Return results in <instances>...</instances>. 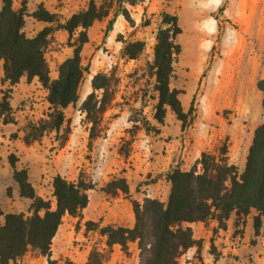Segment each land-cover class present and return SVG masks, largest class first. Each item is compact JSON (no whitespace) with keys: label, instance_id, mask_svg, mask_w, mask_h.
<instances>
[{"label":"rangeland","instance_id":"1","mask_svg":"<svg viewBox=\"0 0 264 264\" xmlns=\"http://www.w3.org/2000/svg\"><path fill=\"white\" fill-rule=\"evenodd\" d=\"M90 1L55 0L48 10L56 15V20L47 22L32 16L40 5L36 0H23L18 8H25L23 29L32 37L46 26L56 27L74 13L86 9ZM96 1L101 4L109 0ZM123 4L129 9L134 24L119 15L113 29L105 33L118 8L114 0L109 15L96 20L88 29L89 40L81 52L82 64L88 70L80 86L79 100L63 110L65 120L59 131H45L31 143L25 141L31 126L49 117L52 110L49 91L38 77L28 81L26 75L10 86L3 81L2 62L0 64V72H3L0 74V99L11 89V121H0L8 124L0 130V154L10 152V175L0 178V201L5 206L23 209L19 213L26 216L33 213L32 200L20 196L15 171L25 170L36 193L51 201L53 208L57 204L53 187L56 175L71 181L83 179L95 185L87 190L92 202L85 207V212L65 214L62 219L56 232L59 238H53V250H50V257L57 264H85L94 249L105 252L104 264H138L137 241L129 243L127 252L120 244L109 250L107 238L98 230L86 228L89 221L86 219L97 214L99 202H107L109 206L114 201L121 204L122 198L131 202L140 196L146 184L154 182L155 177L149 172L144 177L132 178L133 188L129 187L128 194L121 190L116 194L102 190L110 180L124 177L122 173L134 167L129 164L134 149L147 150L148 156L165 154L168 144L177 143V158L183 163L186 159L191 161L192 164L186 166L189 170L200 158L194 160L201 149L221 156L226 148L229 162L242 171L253 130L264 119L262 97L256 88L264 71V0H137L135 4L128 1ZM164 13L177 15L181 27L177 36L181 51L173 63L170 87L179 91L178 98L185 113L192 103L194 105L186 122L168 105L163 123L155 118L159 97L151 65L157 30L169 26L163 22ZM57 30L51 33L45 53L53 79L58 77L60 64L74 50L69 44V33L64 29L67 37L57 42L54 35ZM77 36L75 33L71 41ZM135 40L145 42L144 51L136 59L123 57L124 43ZM99 72L114 76L115 95L96 128L97 136L91 139V122L81 105L93 91L92 78ZM20 142L27 147L21 148ZM164 185L166 196L161 200L165 201L171 186L169 188L167 182ZM120 207L125 210L123 205ZM108 214L107 208L95 222L101 226L111 225L103 224ZM248 221L252 222V228L247 233ZM232 223L244 225L236 230L237 239L233 243L215 244L213 250L210 238H205L202 247L195 245L187 249L179 264H205L214 258V263L218 264H264V212L252 209L245 216L232 215ZM205 226L211 228L212 221ZM28 255L39 258L32 264H49L48 257L37 250H30ZM15 264L29 263L17 261Z\"/></svg>","mask_w":264,"mask_h":264},{"label":"trees","instance_id":"2","mask_svg":"<svg viewBox=\"0 0 264 264\" xmlns=\"http://www.w3.org/2000/svg\"><path fill=\"white\" fill-rule=\"evenodd\" d=\"M2 1L0 61L4 71L3 81L13 86L24 75L28 81L38 77L49 91L48 100L52 110L47 119L33 124L26 133L25 141L31 143L45 131H59L65 120L63 110L79 100L80 86L88 70L82 64L81 55L84 44L89 40L88 29L96 20L109 15L114 0L101 4L91 0L86 9L74 13L65 23H58L56 27L46 26L32 37L23 29L24 6L15 9L14 0ZM125 1L135 4L137 0H116L118 8L106 27V34L113 29L119 15L134 24L129 9L123 4ZM32 16L47 22L56 20V15L42 4ZM163 22L169 26L159 27L157 30L155 57L151 65L152 74L156 76L155 90L159 97L155 118L163 123L165 106L168 105L179 119L186 122L194 111V105L192 103L185 113L178 98L179 91L170 87L174 72L173 63L181 51L177 42L181 27L177 15L164 13ZM57 29L68 31L69 44L74 46V50L73 54L60 64L58 77L53 79L50 77L45 53L51 42L50 35ZM75 33H78V36L72 42ZM144 49V41H128L124 43L122 56L136 59ZM115 85L112 74L99 72L92 78L93 91L81 105L82 110L86 112V118L91 122V139L97 136L96 128L114 98ZM257 86L264 92V79L259 80ZM10 90L4 92L0 99V121L3 123L11 121ZM262 106L264 108V98ZM225 153L226 148H223L221 156L203 152L189 170L175 168L170 171L167 179L171 183V190L165 201L152 197H145L142 201L132 199L135 215L133 227L101 226L99 222L89 220L86 222V228L98 230L105 236L109 250H112L115 244H120L127 252L129 243L137 241L138 264H179L181 255L187 249L195 245L202 247L203 240L194 238L193 229L189 224L216 220L218 228L226 229L227 221L232 215L245 216L252 209L264 212V120L254 131L242 171L229 162ZM14 174L19 183L20 196L32 200L33 213L29 216L24 213L4 215V223L0 226V264H15L29 250H37L48 257L49 264H57L50 257V250L62 219L65 214H79L88 205L87 190L95 185L86 183L83 179L71 181L60 174L56 175L53 187L57 204L53 208L51 201L36 193L25 170L15 171ZM102 190L111 194L121 190L128 194L129 185L125 177H118L110 180ZM41 210H44L43 214L40 213ZM1 214L3 211L0 208ZM211 243L215 250L213 239ZM104 258L105 252L94 249L85 264H104Z\"/></svg>","mask_w":264,"mask_h":264},{"label":"crops","instance_id":"3","mask_svg":"<svg viewBox=\"0 0 264 264\" xmlns=\"http://www.w3.org/2000/svg\"><path fill=\"white\" fill-rule=\"evenodd\" d=\"M21 1H23V0H14L13 6L15 7V9L19 8ZM54 1L55 0H36V3L38 5L43 4V6H45L47 9L50 10L51 5L53 4ZM2 5H3V1L0 0V10L2 8ZM71 7H72V5H71ZM66 34H67L66 31L60 29V30H57L54 35L57 38V42L61 43L67 37ZM1 62L2 61H0V64H1ZM0 74L3 75V72L1 71ZM261 79H264V71L261 74L259 80H261ZM256 88H257V91L259 92V94L261 95L262 100H263L264 92L262 90H260L257 85H256ZM263 120H261V122L258 125H260L263 122ZM7 125L8 124H3L0 122V130L3 128H6ZM256 127H255V129H256ZM255 129L253 130V134H254ZM233 141H235V140H233ZM11 144H14V143H11ZM19 144H20L21 148L27 147L26 145H24L21 142ZM177 146H178L177 143L168 144L166 146V153L165 154H163L162 152H160L157 155L152 153V155H150V156H148L146 154V153H148L147 150L143 151L141 149L140 150L134 149L133 155L129 159V160H132V162L129 161L130 162L129 164H133L134 167L130 168L127 171L122 173V175L129 180L128 182L130 183V185H129L130 189L133 188L132 178L144 177L145 175L149 174V172L152 173L151 177H155V180L152 184H146L145 187H143L141 193L139 192L140 196L135 197L136 199L141 200L144 197L163 199V197L166 196V193H165L166 189H165L164 183L167 182L169 184V188L171 186V184L167 181L168 173L175 168H180L182 170H188V168H186V166H189L190 164H192V162L188 161V159H186V163H183L182 161H180L179 158H177V156H178V155H176ZM249 147H250V145H249ZM206 150H207L206 148L201 149L199 151L198 155L194 157V160L201 157V154L203 152H207ZM9 155H10V152L7 155L0 154V156H1L0 157V178H1V176H9L10 175V163H9V159H8ZM1 190L2 189L0 188V191ZM169 193H170V191H169ZM169 193H168V195H169ZM117 199L120 200V198H117ZM89 200L90 201H89L88 206H90V204L92 202L91 197ZM113 201H114V199H113ZM121 205H123L125 207V210L120 207ZM0 208L3 211V214L0 215V226L4 223V215L5 214H7V213H19V212L24 211L21 208L17 209V208H13L12 206H5L1 201H0ZM96 208H97V211H96L97 214L91 215L90 217H87L86 220H92V221L99 220V218L103 215L105 209L108 208L109 214H108L106 220H104L105 222L103 224H111L112 226H115V227H118V226L133 227L135 224L133 207L131 205V202H129L127 199L122 198L121 204H118L114 201L113 203H111V206H109L107 202H99ZM85 210H86V208L83 209V213L85 212ZM210 221H212V227L211 228L209 226H205V222H202V221H198V222H194V223L189 224L193 229V234H194L195 239H202L204 242L205 238H210V242L213 239L215 244H218L221 242H225L226 244H231L237 239L236 230H238L241 227H244V225L239 226V225H235L234 223H232V216L227 221V228L226 229L218 228V222L216 220H210ZM249 228H252V222L251 221H248L246 223L245 229H246L247 233H248ZM215 229H216V231H215ZM57 233H58V231H57ZM57 233H56V235H57ZM56 235L54 238L58 237V235L57 236ZM102 237L104 238L105 236H102ZM131 243H135V242H131ZM116 245L117 244H115L113 247H116ZM52 246H53V244L51 245V250H53ZM29 251H27L23 257L18 259V261H23L24 263L28 262L29 264L37 262L39 258H31L30 255H28ZM40 257H42V256H40ZM214 262H215V258L209 260V263L206 262L205 264H213Z\"/></svg>","mask_w":264,"mask_h":264}]
</instances>
